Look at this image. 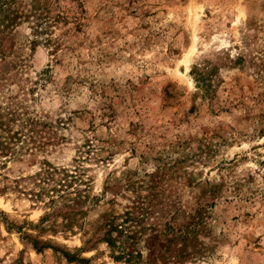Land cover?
<instances>
[{
    "label": "rangeland",
    "instance_id": "obj_1",
    "mask_svg": "<svg viewBox=\"0 0 264 264\" xmlns=\"http://www.w3.org/2000/svg\"><path fill=\"white\" fill-rule=\"evenodd\" d=\"M128 211L138 264H264V0H0V264H127Z\"/></svg>",
    "mask_w": 264,
    "mask_h": 264
},
{
    "label": "trees",
    "instance_id": "obj_2",
    "mask_svg": "<svg viewBox=\"0 0 264 264\" xmlns=\"http://www.w3.org/2000/svg\"><path fill=\"white\" fill-rule=\"evenodd\" d=\"M27 125L33 126L34 121L28 123ZM64 178L59 180H53L51 173L38 174L34 177L21 179L22 187L21 190L24 193L30 192L28 194L35 198H41L43 195H47L49 201L47 205L49 206L48 216H65L75 215L80 213V208L83 201L80 200V193L75 189V191L70 192L72 184L77 181L73 175H68L66 172L63 174ZM71 178V180H69ZM137 210H143L137 207ZM124 225L115 224V220L106 219L102 225L101 229H105V235L103 241L108 244L109 248L112 249L114 253V259L116 261L124 260L127 264H138L139 257L141 254L137 251L135 240L130 232L135 226L139 225L142 220V215L138 216L136 213L128 211L125 214ZM126 228L130 231L128 236H125L123 242H118L116 237L123 236L127 233Z\"/></svg>",
    "mask_w": 264,
    "mask_h": 264
}]
</instances>
